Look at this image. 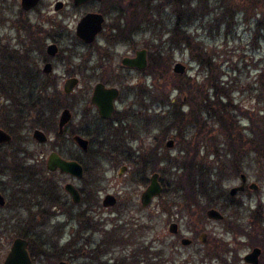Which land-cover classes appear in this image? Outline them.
Segmentation results:
<instances>
[{"label": "rangeland", "instance_id": "374dc122", "mask_svg": "<svg viewBox=\"0 0 264 264\" xmlns=\"http://www.w3.org/2000/svg\"><path fill=\"white\" fill-rule=\"evenodd\" d=\"M57 1L63 2L64 8L55 12L54 5ZM19 3L20 0H0V52L2 53L9 46V54L4 52L6 57L14 55L13 50L17 51V54L21 53V63L16 61L11 65L16 68L24 66L25 73L26 67H28L34 73L33 76H36H31V79L38 82L39 76L42 75L43 65L40 59L44 55V44L56 42L55 44L59 47V55L51 61L54 80H48L49 90L52 89L49 87V82L52 81L57 84V90L61 93L65 76L72 71L70 65L74 68L83 60V55L86 54L88 49L77 42L74 33L78 21L84 14L89 12L100 13L105 19L103 31L96 41V51L92 53L90 58L91 62L95 63L99 60L100 54L98 51L100 49L98 47L108 49L107 52L115 58L113 62L117 64L113 65L114 69H117L119 60L123 56L133 55L135 51L146 49L148 59L154 63L155 70L151 69V62L145 71L138 72L136 75L131 74L134 78L129 86L132 88V95H127L130 91L128 89L127 93L122 92L121 99L125 103L119 102L117 110L118 112L123 111V116L130 115V117L127 118L125 129L123 128L125 130L124 134L116 139L113 138L112 133L122 131V128L104 129V127H86L80 124L83 111L92 113L87 106V98H83L82 92H85L87 87L92 88L97 82L96 80L90 83L80 82L79 88L72 95L62 96L60 99L55 98L54 94L40 98L38 96L24 97L23 95L21 97L14 95L0 98V128L9 132L13 137V141L7 146V150H3L4 153L8 155L10 148L18 147L19 140L22 142L25 139V144L29 148L28 151L35 150L39 157L38 160L42 159L44 161L48 154L55 149V151L61 152L64 158L72 156L82 161L86 166L87 173L83 181L74 183L75 186L82 187L86 183L93 184L91 197L96 195L99 205L106 194H111L117 198V206L105 210L100 205V208L94 214L95 221L98 220L100 223L105 224L106 232L113 228L112 221L116 218L117 213L128 212L127 210L130 209L129 216L134 219L139 218L140 221H146V218H151L156 223V229L153 231L155 235L151 236L150 239L157 237L159 242L164 238L175 242L182 254L193 253L194 249H201V253L207 255L210 253L211 244L222 241L231 243L237 240L235 244L232 243L231 248L238 250L242 259L252 247L248 246V239L245 236L241 235L239 231L234 233L231 229H228V225L237 227L235 223L238 216V218L242 217L244 224H247L243 231L244 235L252 232L253 225L258 230L263 229L259 230V234L264 231V178L257 177L256 167L253 166L252 171L247 170V173L242 172L238 176L227 174L223 179L220 190L223 191L225 196L215 197L218 206L213 207L223 215V220L220 222L207 220L206 216L205 218H197V220H186L179 204H176L179 206L172 207L169 212L164 213L161 205L165 198L162 196L155 199L147 209L140 210L138 207H140V194L146 188L148 179L153 173L151 170L153 164H155L156 173L159 174L160 183L169 186V189L174 188L175 185L172 183H175L178 168L183 165V161L187 157H183V150L184 148L189 150L187 142L191 139V143L194 139L199 143V147H195L197 164L210 173L213 182V166H215L212 154L213 139L209 137L193 138L197 133L196 129H199L195 127L193 113L186 121L187 124H183L184 120L181 119L180 126H175L167 132L165 128L175 120L173 115L175 107H179V112L181 111L186 115L189 112L188 106L191 102L189 97L193 96L197 102L200 101L199 95L195 94L196 90L213 97V89L205 82L209 69L204 66L198 53H202L205 60L207 58L212 71L215 66L216 76L222 85H226L227 88L229 86L232 89L234 104L249 110L258 108L253 95L257 91H261L264 95V81L259 82L257 78L260 69L264 66V1L181 0L184 6L181 15V18L183 17L181 23L184 27L182 31L184 29V32L193 38L194 46L192 48L195 47L196 51L180 42L171 43V31L177 14L172 9L169 1L166 0L153 1L151 12L154 18L141 19L143 26L139 28L135 27L136 20L132 19L133 14H138V10L135 9L137 0H133L134 8L131 11L128 8L130 5L129 0H106L104 3H96L79 9L72 6V0H40L37 8L25 15H21ZM122 7H124V10L127 8V13L122 10ZM27 21L29 25L30 23L33 25L29 26L30 31L33 33L38 32L40 47L34 48L33 43L26 42L25 47L20 50L19 43L18 46L13 47L16 41H11V39L21 36V39L25 42V33L21 30V27L27 25ZM131 23L133 29L129 32V39H123L117 35V27L120 29L127 28L128 24ZM24 51L27 53L26 55L22 53ZM153 58H157V60L155 61ZM175 63H181L185 66L186 72L184 75H175L172 72ZM119 74V71L115 73V75ZM125 74L122 73V75ZM174 76L183 79L178 81L173 78ZM31 79L20 80V83L31 86L30 90L36 89L38 85L33 83ZM188 80L192 87L196 89L190 93L187 90L189 84L185 82ZM178 84L182 85H180V89L176 88ZM134 86H136L135 90ZM141 96H143V100ZM24 98H28L27 101H23ZM40 101L44 102L46 106L44 114H41L38 110ZM57 103L67 105L73 115L71 124L65 130V136L59 138L61 140L56 139L57 119L62 110V108L55 110ZM130 104L133 106H130ZM124 106L126 109H124ZM29 107L33 108L32 113H29ZM154 113L160 114L159 120L164 117V122L160 120L158 126L155 124L156 121L151 123L152 119H149V116ZM165 117H168L169 120ZM203 118L208 119L207 124H211L208 115H204ZM27 124L36 125L37 129L46 134L49 142L38 147V144L31 139L32 131L35 128L28 130L26 129ZM40 125L42 127H39ZM239 125L245 128L247 122L242 120ZM139 127L142 129L141 133L136 130ZM70 133H78L90 141L89 154H82L73 148L70 142ZM107 133H111L107 139L110 146L107 143L103 146ZM113 139H115L114 143H112ZM169 139L174 141L172 149L164 147ZM157 142L158 148H160L158 152L155 150ZM123 146L129 151L128 153L123 154ZM132 153L133 155H131ZM151 158L156 161L150 162ZM160 158L163 159L161 164L159 163ZM123 166H126L127 170L121 174L120 169ZM240 175L246 177L245 184L247 186L254 185L255 189H246L245 192H239L234 197L229 196V191L232 188L240 186ZM1 181L4 183L5 179ZM57 181L61 197L60 203H63L66 201L63 197V187L66 182L70 181L65 177L57 178ZM2 194L5 196L4 193ZM168 200V204H170L172 202L171 198ZM92 201L93 199H89V202ZM123 206L126 208H123ZM233 207L236 208L235 217H229L230 213L233 212ZM237 207H240L239 212H237ZM256 210L261 215L260 221H257V224H249V222H252L251 217ZM70 215H72V212L69 214L56 212L54 219L51 221V225L63 226L61 231V233L63 232V240L60 245L72 240L73 236L74 240L75 235H78L77 231L81 229L76 222H67ZM90 215L92 216V213ZM172 222L177 223L179 226L178 237L188 238L192 241L189 247L183 248L179 243V239H175L168 233V227ZM16 231L10 242L3 236L0 237V264L3 263L12 240L19 233ZM201 236H205V242H201ZM262 255H264L263 251ZM64 257L62 256L59 259ZM72 264L82 263L80 260H76Z\"/></svg>", "mask_w": 264, "mask_h": 264}, {"label": "trees", "instance_id": "16d2710c", "mask_svg": "<svg viewBox=\"0 0 264 264\" xmlns=\"http://www.w3.org/2000/svg\"><path fill=\"white\" fill-rule=\"evenodd\" d=\"M106 1V0H105ZM104 1V2H105ZM122 1V0H120ZM154 0H137L135 9L138 10V14H133L132 19L136 20L135 27L139 28L143 26V18H154L151 12V4ZM169 1L172 9L177 14L174 25L172 27V41L180 42L185 44L191 50L196 51L194 46V40L190 35L182 31L183 17L182 9L183 4L181 0H166ZM103 2V3H104ZM130 11L133 7V0H129ZM124 10V7H122ZM127 13V8L124 10ZM229 12V11H228ZM149 25V22H148ZM130 26V27H129ZM134 26V25H133ZM132 23L127 28L120 29L116 28L117 35L123 39L130 37V30H132ZM199 57L204 63V66L209 69L208 75L205 82L209 84L210 88L213 89V97L204 94L200 90H196L192 87L189 80L185 81L189 90L197 91L195 94L199 95L200 101L197 102L195 97L190 96V105L188 116L193 113L194 124L196 128L195 136L193 138L209 137L213 139V182L211 181V175L207 170H204L201 165L197 164V153L192 150L193 146L189 145L188 152L186 153V159L183 161V165L178 168L174 188L169 189V186L162 183L163 191L162 197L165 198L161 205L162 210H169L172 207L179 206L185 215L186 220H192L197 218H205V212L213 207L218 206L217 197L225 196L223 191L220 190L223 184V179L227 176H238L242 172L247 173V170L252 171L253 166L256 167L257 177L264 178V95L261 91H257L253 95L256 106L258 108L249 110L241 107L238 104H234L232 99V89L228 86L222 85L219 78L216 76L215 66L213 71L210 69L211 64L207 58L198 53ZM155 61L157 58H153ZM264 60V59H263ZM166 61V59H165ZM148 67L151 64V60L148 59ZM0 67L2 65L0 64ZM151 69L155 70L154 63L151 64ZM173 78L182 80V77L174 76ZM259 82L264 81V66L260 69L257 75ZM36 84L38 82H35ZM0 85L4 83L0 82ZM180 85H176L177 89H180ZM182 86V85H181ZM185 88V87H184ZM55 98L60 99L61 93L58 91L54 95ZM28 98H24L23 101H27ZM39 108L41 114L45 113V103L39 102ZM173 107L175 105H172ZM68 107L57 103L55 110L59 108ZM179 107L173 109V115L175 120L165 128L172 129L175 126H180L181 117ZM50 113V112H49ZM204 115H208L210 118V125L207 124L208 119L203 118ZM51 117L49 118L50 121ZM247 122L245 128L240 127L239 123L242 120ZM169 120V119H168ZM202 120L203 123H202ZM48 121V122H49ZM39 127H42L40 125ZM27 129H32V125H28ZM123 129V127H122ZM125 129V128H124ZM115 131L113 132V138H119L125 132ZM139 130V129H138ZM206 133V134H205ZM111 133H107L106 140L103 142L109 145L107 140ZM113 139L112 143H114ZM194 141L199 147V143L196 139ZM194 143V142H193ZM110 146V145H109ZM192 150V151H190ZM17 153L10 157L5 153H0V170L10 169H21L19 160H17ZM155 157V156H154ZM156 160L151 158L150 162ZM244 165V167H243ZM33 167H29L32 169ZM152 172H156L155 164L151 167ZM164 171V170H163ZM225 173V174H224ZM170 185V187L172 186ZM169 190V192H168ZM216 197V198H215ZM172 202L168 204L170 199ZM215 199V202H214ZM179 204V205H176ZM123 208H126L123 206ZM236 208L233 207V212L230 213L229 217H235ZM240 207H237L239 212ZM128 212L117 213L116 218L113 219V228L104 231V236L97 239V242L87 250L83 243L79 242L75 245L73 261L80 260L82 264H243L242 259L239 256L238 250L231 248L232 243L235 244L237 240L231 243L227 242H215L211 244L209 254H202L201 249H194L193 253L182 254L179 246H176L175 242L166 240L165 238L158 241L157 237L150 239L151 236L155 235L153 231L156 229V223L151 218H146V221L135 220L129 216L130 209ZM188 217V218H187ZM261 215L258 210L254 212L251 217L252 222L249 224H257L260 221ZM237 227L235 225H228V229H231L234 233L239 231L241 235L248 239V246L252 248L258 247L264 252V231L259 234L260 228H256L253 225L252 232L243 234L247 224H244L242 217L237 216ZM214 245V246H213ZM186 248V247H183ZM85 252L84 255L82 253ZM259 264H264V255L261 256Z\"/></svg>", "mask_w": 264, "mask_h": 264}, {"label": "flooded vegetation", "instance_id": "af4514ba", "mask_svg": "<svg viewBox=\"0 0 264 264\" xmlns=\"http://www.w3.org/2000/svg\"><path fill=\"white\" fill-rule=\"evenodd\" d=\"M39 2H40V0H39ZM102 2H104V0L101 2L91 1V2H87L83 5H81L79 7H74L73 3H72V6L75 9H79L82 7H86V6H89L92 4H96V3L99 4ZM38 5H39V3H38ZM19 6H20V3H19ZM63 8H64V3H63L62 9ZM35 9L28 11V12H25L20 7V10H21L20 12H21V15H25V14L33 12ZM61 10H59V11H61ZM55 12H58V11H55ZM89 13H93V12H89ZM98 14H100V13H98ZM100 15L104 19V16L102 14H100ZM27 23H28V21H27ZM103 24H104V22H103ZM30 25H32V24L30 23ZM30 25L28 23L27 25H23V27H21L22 28L21 30L24 31V33H25V36H24L25 42L23 41V39H21V36H19L18 38L11 39V41H16V43L13 47L18 46V43H19V48L21 50L25 47L26 42H29L31 44L33 43V45L35 46L34 48L40 47L39 39H38V32H35V33L31 32L30 28H29ZM102 31H103V25H102ZM101 32H100V34H101ZM99 35H97V37L95 38V40L92 43L84 44L82 41H80L75 36V33H74V37L77 40V42L80 45H83L84 47H86L88 50L86 51V54L83 55V60L81 61L80 64H77L74 68L72 65H70L72 71L67 73V76H65V81H67L68 79H72V78L77 79L78 80L77 86L75 87L73 92H71L70 94H65L63 92V87H62L61 96L68 97V96L72 95L79 88L80 82L90 83L91 81L96 80L97 82L92 86V88L87 87L85 92H82L83 98H85V99L87 98V100H86V102L88 104L87 106L92 111V113L90 114V113H86V111H83V113L81 115L82 117L80 119V122H81L80 124L83 126H86V127H104V129L105 128L117 129V128H122V127L124 128L127 125V123H126L127 118H129L130 115H128L126 117V116H123V111L122 112L117 111L118 107H119V102L120 103L122 102L123 104L125 103L121 99V94H122V92L127 93L128 90H130L127 95L128 96L132 95V93H131L132 88L129 86L131 84L130 82H132V80L134 78H133V76H131V74L136 75L138 72H143L148 68V51L146 49H141V50H145V52H146L147 66L144 70H139L136 67H131V66L123 64V59L135 58L137 51H135L133 55L127 54L126 56H123L122 58H120L119 64L117 65V69H114L113 65L117 64V63L113 62L115 60V58L112 57V55L109 54V52H107L108 49H103V48L98 47L100 49L98 51V53L100 54L101 57L99 56V58H98L99 60H97L95 63H93V62H91L90 58H91L92 53H94L96 51L95 45H96V41H97V38ZM55 43H49L46 45L44 44V55H43L44 57L42 56L40 59L41 64L43 65V67L41 69L42 75H40L38 78L39 80L37 83V85H38L37 88L33 89V90H30L31 86H28L26 83H20L21 82L20 80L31 79V76H33L34 73H32L28 67H26V73H25L24 66H18L16 68V67H13L11 65V63H14L16 61L18 63H21V59H22L21 53L17 54L16 53L17 51L13 50L15 56L12 55L10 57H6L5 55L9 54L8 53L9 46L7 47V49H4L2 51V53L0 52V64L2 65V67H0V82L4 83V85H0V98L11 97L14 95L20 96V97L22 95L24 97L25 96H28V97L38 96L39 98L43 97V96H48L49 94L55 95L58 90H57V84L55 82H52L54 80V76H53V64L51 62L54 59H56L59 55V47ZM52 44L56 45L57 49H58L57 54L54 57H51L47 54V47L49 45H52ZM4 52L6 54H4ZM24 52H22V53L24 55H26L27 53L26 52L24 53ZM1 54H3V55H1ZM47 64L51 65V73L50 74L43 73V68ZM117 71L120 72L119 75H115V73ZM122 73H126V74L122 75ZM33 77H36V76L34 75ZM48 80H52L51 82H49V87H51L54 90L48 89ZM31 81L33 83L37 82V81H34L32 79H31ZM98 84L103 85L106 89L114 88L118 91V97L113 101V112H112L111 117L109 119L102 118L98 112V109L90 103V99H91V96L93 94V90H94L95 86ZM133 88L135 90L136 86H134ZM123 90H126V91H123ZM141 98L143 100V96H141ZM130 106H133V105L130 104ZM64 109H68V108H66V107L62 108V110H64ZM124 109H126L125 106H124ZM28 110H29V113L33 112L32 107H29ZM68 110L71 113V120L64 127L63 132L60 135L58 134V119H59V117L57 119V124H56V129H57L56 139L57 140H61L59 138H61L62 136H65V130L67 127H69V125L72 122L73 115H72L71 110L70 109H68ZM159 116H160V114H158V113H154V114L150 115L149 119H152L151 123H154V121H156L157 123H155V124H156V126H158V125H160V122H161L160 120H162L164 122V117H161L159 120ZM180 117H181V119L184 120L183 124L184 123L187 124L188 122L186 123V121L190 118V116H188V114L184 115L183 112H180ZM165 118L168 119V117H165ZM27 125H30V124H27ZM36 127H37L36 125H32V128H35L34 130H39ZM26 129H27V127H26ZM136 130L139 133L142 132V129H140V127H139V130L138 129H136ZM169 130L170 129H167L166 132ZM3 131H5V130H3ZM33 131H32V134H33ZM137 131H135V132L137 133ZM5 132H7V131H5ZM7 133L11 136V142L8 144L0 145V153H4L3 150H5V149L7 150V148H8L7 146H9L13 141L12 135L9 132H7ZM32 134H31V139L36 144H38L37 145L38 147L46 145L49 142V139L47 137V142L45 144H39L36 140L33 139ZM69 135H70V142H71L73 148H75L77 151H79L82 154H89L90 141L88 139L84 138L83 136L79 135L78 133H70ZM76 135H78L79 137L88 141V150L87 151H83L73 141V137ZM133 139H134V137H133ZM170 140L173 141V139H169L166 141V143L164 145V147L166 149H172L174 146V141H173V146L171 148L167 147V142ZM23 141L21 142V140H19V146L18 147H12L8 151V153H9L8 157H11L15 153L18 154L17 160H19V164H20L21 169H18V170L17 169L0 170V192L5 194V196H4L2 193H0V196L4 199V206H0V237L3 236L4 238H6V240L8 239V241L10 242V239H12L14 237V232L17 230L19 233H17V236H15V238L12 240L10 248H11L12 243L15 239H21V240L25 241L27 243V253H28V256L30 259V264H59L61 262L66 263V264H72V263H74L73 255H74L75 245H78L79 242H82L84 244V246L86 247V249L90 250L91 247L94 245V243L97 242V239L104 236V231H106L105 230V224L100 223L98 220L95 221V215L94 214H95V211L100 208V205L103 209L107 210L106 208L103 207L102 201H103L104 197L108 194H106L103 197V199L99 205V200H98L97 196L94 195L91 197V192H92L91 187H93V184L86 183L82 187H76L75 186L74 183L83 181L85 174L87 173V170L85 168L86 166L84 165V163L82 161L77 160V158H73L72 156H70V158H64L62 156L63 154L61 152L55 151V149H53L48 154V156L51 153H56L62 159L66 160V161L77 162L83 169V176L80 179H78V178H75V177H72V176H69L66 174H61L57 170L51 172V171L46 169V160H47L48 156L46 157V159L44 161L42 159L38 160L39 157L36 154L35 150H33L32 152H29L28 151L29 148L25 144V142H26L25 139ZM191 142H192V139L187 142L188 143L187 147L189 145H192L193 146L192 150L194 149V151H195L193 153V155H195L196 154L195 147H198V145L194 140H193L194 143H191ZM155 150H157V152L160 150V148H158V142H157V145L155 147ZM192 150H190V151H192ZM122 151H123V154H126L129 152L125 146L122 147ZM183 151H184L183 157H185L186 156L185 153L188 152V149L184 148ZM131 155H133V153ZM131 155L129 154L130 157H132ZM98 157H101V156H98ZM159 161H160L159 162L160 164L163 163V159L160 158ZM29 167H33V168L29 169ZM154 173H156V172H154ZM154 173H152V174H154ZM64 177L68 178L70 182H66L64 184V187H63V191H64L63 197L65 198L66 201H64L63 203H60L61 197L59 194V184H58L57 178H64ZM88 177L90 178V175ZM3 179H5L4 183L1 181ZM88 182H89V180H88ZM148 183H149V179H148ZM159 183H160V181H159ZM99 184H101V183H99ZM66 185H71V186H73V188H75V190L77 191V193L79 194V197H80L79 203H77V204L73 203L72 197L65 191ZM160 185H161L162 191H163L162 183H160ZM147 186H148V184H147ZM246 189L249 190L250 187L245 184L243 192H245ZM243 192H240V193H243ZM237 194H239V193H237ZM161 196H162V193L159 197H161ZM5 197L7 198V200ZM232 197H234V196H232ZM89 199H93V201L89 202ZM139 199H140V197H139ZM84 201H85V205H84ZM117 203H118V201L116 198V205L115 206H117ZM139 205H140V203H139ZM149 206L142 208L140 205V207H138V208L140 210H143V209H147ZM114 207H112V208H114ZM112 208H108V209H112ZM92 209H93V211H92ZM53 210H55V211H53ZM63 210H65V211H63ZM56 212H61V214H69L72 212V215H70L68 217L67 222L68 221L69 222L74 221L81 228L80 230L77 231L78 235L77 234L75 235L74 240H73V237H74L73 236L72 240L66 241L62 245H60V243L63 240V234H62L63 232L61 233L63 226L58 225V224L51 225V221L54 219ZM163 212L164 213L169 212V210H164ZM91 213H92V216L90 215ZM172 223H174V222H172ZM81 234H82V236H80ZM178 235H179V226H178L177 233L175 235H171V236L174 237L175 239H179V243H180V240L184 237L181 238V237H178ZM189 246H187V247H189ZM10 248H9V251H10ZM9 251H8V253H9ZM8 253H7V255H8ZM84 254H85V252L82 253V255H84ZM7 255H6V257H7ZM62 256H65L64 257L65 259L64 258L59 259ZM6 257H5V259H6ZM3 263H4V261H3Z\"/></svg>", "mask_w": 264, "mask_h": 264}, {"label": "water", "instance_id": "95a60500", "mask_svg": "<svg viewBox=\"0 0 264 264\" xmlns=\"http://www.w3.org/2000/svg\"><path fill=\"white\" fill-rule=\"evenodd\" d=\"M101 2L103 0H72L74 7H79L87 2ZM264 1V0H263ZM39 0H20V7L23 11L28 12L37 7ZM63 7V3L58 1L54 5V10L59 11ZM104 19L98 13H87L77 23L75 28V36L84 44L92 43L97 35L102 31ZM57 46L52 44L47 47V54L54 57L57 54ZM123 64L136 67L139 70H144L147 66L146 52L145 50L137 51L135 58L123 59ZM172 72L175 75H184L186 68L181 63H176L173 66ZM43 73H51V65L47 64L43 68ZM78 84V80L75 78L68 79L63 84V92L70 94L73 92ZM118 97V91L114 88L106 89L103 85L98 84L93 90V94L90 99V103L98 109L100 116L104 119H109L113 112V101ZM71 113L68 109L61 111L58 119V134H62L64 127L70 122ZM32 137L39 144H45L47 142V136L40 130H34ZM73 141L83 150H88V141L79 137L78 135L73 137ZM11 142V136L0 129V145L8 144ZM173 141L167 142V147L171 148ZM46 169L53 172L59 171L61 174H66L80 179L83 176V169L77 163L73 161H66L62 159L58 154L51 153L46 160ZM127 170V167H122L120 173L122 174ZM241 184L238 187H234L229 191L230 196H235L239 192L244 191L246 177L240 175ZM251 189H255L254 185H250ZM65 191L72 197L73 203L77 204L80 201L79 194L71 185L65 186ZM162 193V187L159 183L158 173H154L149 178L148 186L141 193L139 203L142 208H145L151 204V202L158 198ZM104 208H112L116 205V198L113 195H106L102 201ZM0 206H4V199L0 196ZM206 218L211 221L220 222L223 220V215L216 209L211 208L206 211ZM178 231V225L171 223L168 227V233L175 235ZM201 242H205V236H201ZM180 244L183 247H187L191 244V240L188 238H182ZM262 251L259 248L251 249L244 255L242 261L244 264H259ZM3 264H30V259L27 253V243L21 239H15L12 243L10 251L4 260ZM66 264V263H59Z\"/></svg>", "mask_w": 264, "mask_h": 264}]
</instances>
